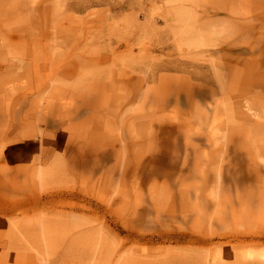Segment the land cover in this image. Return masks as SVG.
Wrapping results in <instances>:
<instances>
[{"label": "rangeland", "instance_id": "obj_1", "mask_svg": "<svg viewBox=\"0 0 264 264\" xmlns=\"http://www.w3.org/2000/svg\"><path fill=\"white\" fill-rule=\"evenodd\" d=\"M0 264H264V0H0Z\"/></svg>", "mask_w": 264, "mask_h": 264}]
</instances>
